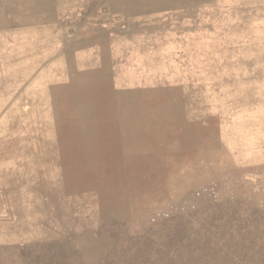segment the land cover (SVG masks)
<instances>
[{
    "label": "rangeland",
    "instance_id": "rangeland-1",
    "mask_svg": "<svg viewBox=\"0 0 264 264\" xmlns=\"http://www.w3.org/2000/svg\"><path fill=\"white\" fill-rule=\"evenodd\" d=\"M50 1L0 0V264H109L114 235L156 249L172 221L264 254V0L185 9L198 62L137 89L17 79L15 38L55 21ZM101 3L93 19L115 21L118 0Z\"/></svg>",
    "mask_w": 264,
    "mask_h": 264
},
{
    "label": "crops",
    "instance_id": "crops-1",
    "mask_svg": "<svg viewBox=\"0 0 264 264\" xmlns=\"http://www.w3.org/2000/svg\"><path fill=\"white\" fill-rule=\"evenodd\" d=\"M101 2L51 0L55 21L15 38L27 48L16 68L17 79L27 85H56L77 74H98L115 89H137L184 78L198 62L197 40L185 33L188 24L182 23L184 10L198 7V0H118L115 21L107 24L93 19ZM74 14L93 20L79 29V22L62 17Z\"/></svg>",
    "mask_w": 264,
    "mask_h": 264
},
{
    "label": "trees",
    "instance_id": "trees-1",
    "mask_svg": "<svg viewBox=\"0 0 264 264\" xmlns=\"http://www.w3.org/2000/svg\"><path fill=\"white\" fill-rule=\"evenodd\" d=\"M191 230L187 223L172 221L162 233L163 240L156 249L151 248L147 240L142 241L145 237L124 246L120 245L119 236L114 235L108 242L112 250L106 261L109 264H264L263 253L218 252L211 247H201Z\"/></svg>",
    "mask_w": 264,
    "mask_h": 264
}]
</instances>
